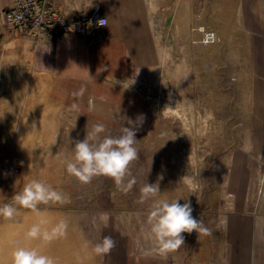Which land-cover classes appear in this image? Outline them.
<instances>
[{
	"label": "rangeland",
	"instance_id": "374dc122",
	"mask_svg": "<svg viewBox=\"0 0 264 264\" xmlns=\"http://www.w3.org/2000/svg\"><path fill=\"white\" fill-rule=\"evenodd\" d=\"M145 3L152 57L137 79L113 81L133 106L82 111L50 100L49 84L33 74L35 46L29 38L21 47L6 41L9 29L0 11V206L18 208L13 218L0 216V264H12L18 247L37 248L56 264H264V233L257 239V221L264 220V160L256 126L264 0ZM252 22L262 29V42L254 40ZM37 79L42 87L34 90ZM138 116L144 118L134 145L139 158L129 165L124 185L103 175L83 184L67 172L74 142L93 125L105 126L102 136H119ZM132 177L136 182L125 191ZM32 180L51 185L65 202L40 204L38 211L15 205L13 196ZM157 182L161 193L141 203L140 189ZM154 199L190 202L193 217L211 235L184 233L177 251L153 250L148 215ZM41 220L49 231L65 220L66 235L28 238ZM104 236L115 247L97 255L94 246Z\"/></svg>",
	"mask_w": 264,
	"mask_h": 264
},
{
	"label": "crops",
	"instance_id": "0c3cea01",
	"mask_svg": "<svg viewBox=\"0 0 264 264\" xmlns=\"http://www.w3.org/2000/svg\"><path fill=\"white\" fill-rule=\"evenodd\" d=\"M13 2L0 0V11L9 9ZM58 6L69 19L79 11L92 14L98 10L108 17L109 24L102 29L100 39L91 45L73 33L37 44L27 39L28 45L35 46L30 57L33 74L44 77L49 84L50 100L72 111L87 110L90 100L95 105L94 110L100 109L101 104L114 106L123 102L133 106L134 101L113 81L137 79L141 65L152 57L147 43L149 27L145 0H59ZM256 24L252 22L250 30L259 43L263 40L262 29ZM24 37L19 31L8 30L5 38L13 46L21 47L19 44L27 38ZM41 87V81L37 79L33 89ZM81 88L85 89L83 96L74 97L73 93ZM259 111L258 146L264 160V82L260 85ZM263 225L264 220L257 221L258 241L260 236L263 238Z\"/></svg>",
	"mask_w": 264,
	"mask_h": 264
},
{
	"label": "clouds",
	"instance_id": "9594fccd",
	"mask_svg": "<svg viewBox=\"0 0 264 264\" xmlns=\"http://www.w3.org/2000/svg\"><path fill=\"white\" fill-rule=\"evenodd\" d=\"M99 26H106L107 19L98 20ZM116 83H119L116 81ZM84 88L74 92V97L83 96ZM103 99V98H102ZM76 105H73L75 108ZM95 105L90 100V110ZM143 116H138L135 121L129 119L130 126H124L119 136L101 135L107 129L103 124H95L91 131L87 130L86 137L82 141H75L74 157L67 161V172L75 176L81 183L87 184L96 176H106L111 178L117 187L124 185L126 176H130L129 165L139 158L138 151L134 146L137 142V132L143 124ZM162 179V176L158 177ZM132 177L127 182L125 191L131 189L135 184ZM140 202L143 203L149 198L157 197L161 192L159 183L145 184L141 189ZM15 205L32 211H38V205L49 203H64L65 197L39 180H32L27 183L22 192L13 196ZM18 208L13 204L0 206V216L13 218ZM193 208L190 202L183 204L179 200L154 199L148 215L150 226L149 239L154 244L153 250L161 253L175 252L185 244L184 233L196 232L202 235H211V230L207 228L203 221L196 219L192 215ZM47 221L41 220L34 224L27 232L28 238L43 237L45 241H51L66 235L68 224L65 220H60L49 231L42 230V225ZM115 247V241L111 236H104L102 240L95 244L94 252L97 255H106ZM12 264H56V261L43 254L37 248L18 247L13 253Z\"/></svg>",
	"mask_w": 264,
	"mask_h": 264
},
{
	"label": "built area",
	"instance_id": "2783aa9c",
	"mask_svg": "<svg viewBox=\"0 0 264 264\" xmlns=\"http://www.w3.org/2000/svg\"><path fill=\"white\" fill-rule=\"evenodd\" d=\"M58 1L14 0L12 6L1 13L2 24L9 31H19L35 44L51 42L67 33L76 34L91 44L109 24L108 17L98 10L92 14L79 11L73 19H69L60 11ZM100 19H107V25L99 26ZM214 36L213 32L206 33L208 40Z\"/></svg>",
	"mask_w": 264,
	"mask_h": 264
},
{
	"label": "bare ground",
	"instance_id": "6f19581e",
	"mask_svg": "<svg viewBox=\"0 0 264 264\" xmlns=\"http://www.w3.org/2000/svg\"><path fill=\"white\" fill-rule=\"evenodd\" d=\"M62 249V248H61ZM63 250V249H62ZM60 256H62V255H60ZM58 257V256H57ZM57 260H58V258H57Z\"/></svg>",
	"mask_w": 264,
	"mask_h": 264
}]
</instances>
